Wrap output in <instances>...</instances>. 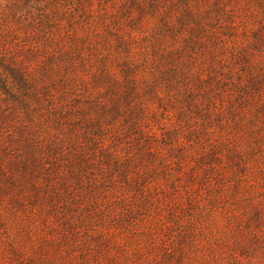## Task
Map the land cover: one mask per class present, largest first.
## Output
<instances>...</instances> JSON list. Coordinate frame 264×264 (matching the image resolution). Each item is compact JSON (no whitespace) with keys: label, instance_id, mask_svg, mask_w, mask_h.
Masks as SVG:
<instances>
[{"label":"trees","instance_id":"trees-1","mask_svg":"<svg viewBox=\"0 0 264 264\" xmlns=\"http://www.w3.org/2000/svg\"><path fill=\"white\" fill-rule=\"evenodd\" d=\"M229 84L231 115L262 94L264 0H0V229L39 224L56 245L0 248V264L116 262L85 245L150 222L154 167L177 155L180 182L195 152L174 141L196 116H224ZM158 129L168 155L153 149ZM154 211L156 231L177 218Z\"/></svg>","mask_w":264,"mask_h":264},{"label":"rangeland","instance_id":"rangeland-1","mask_svg":"<svg viewBox=\"0 0 264 264\" xmlns=\"http://www.w3.org/2000/svg\"><path fill=\"white\" fill-rule=\"evenodd\" d=\"M214 89L219 93L217 86ZM231 89L232 84H229L225 101L219 102L226 112L224 116L206 122L196 116L186 137L173 140L178 151L185 145V150L195 152L196 162H191L181 172V184H173L171 180V175L178 174L179 170L177 155L169 158L165 172L155 168L157 164L149 166L158 171L156 174L151 171L155 181L151 185L147 183V188L153 185L155 190L161 191L155 195L153 203L145 204L146 219L150 222L142 221L146 226L137 232L126 229L124 234L116 235L118 242L85 245L101 246L102 254L108 249L116 253V262L111 263L104 257L102 264H264V88L262 94L253 93L256 100L251 105H235L234 115L228 114L230 100L236 96ZM150 107L151 110L157 108L156 105ZM200 115L204 116L205 112ZM202 125L208 126L209 131L204 132L203 140L199 141L196 132ZM163 134L158 129V137L154 136L151 143L153 149L168 155L170 147L164 145ZM225 139L230 143L226 145ZM192 170L199 178L189 191L188 175ZM145 191L148 196L150 191ZM190 194L195 199L193 209L189 207ZM176 197L177 206L171 209V200ZM156 206L174 211L172 215L177 217L162 230L156 228L157 231L151 220ZM20 221L10 220L7 229H0V248L56 246L48 243L49 235L41 231L39 224L28 230ZM121 250L127 255L118 254ZM181 251L187 252L182 263L179 261Z\"/></svg>","mask_w":264,"mask_h":264}]
</instances>
